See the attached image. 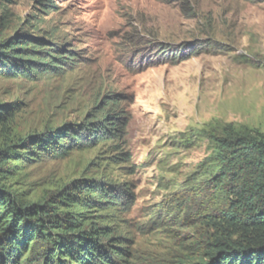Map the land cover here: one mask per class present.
Wrapping results in <instances>:
<instances>
[{"label":"rangeland","instance_id":"374dc122","mask_svg":"<svg viewBox=\"0 0 264 264\" xmlns=\"http://www.w3.org/2000/svg\"><path fill=\"white\" fill-rule=\"evenodd\" d=\"M53 4L56 8L44 14L37 0H0V18L7 16L8 22L5 35L37 22L54 32L76 60L61 75L33 80L0 75V103L23 102L16 125L27 132L47 123H78L100 110L101 97L110 95L118 101L119 135L60 159L24 165L17 186L35 195L105 173L115 193L118 186L127 188L119 194L125 203L119 217L131 246L151 258L183 254L177 246L184 243L178 239L179 224L194 223L195 216L175 204L176 191L207 167L210 153L197 131L232 123L264 133V1ZM195 41L203 47L196 49ZM158 43L190 44L180 54L186 58L171 61L152 50ZM117 153L126 162H119ZM103 155L106 161L97 158ZM195 231L196 225L184 230L187 235Z\"/></svg>","mask_w":264,"mask_h":264},{"label":"trees","instance_id":"16d2710c","mask_svg":"<svg viewBox=\"0 0 264 264\" xmlns=\"http://www.w3.org/2000/svg\"><path fill=\"white\" fill-rule=\"evenodd\" d=\"M37 2L44 14L56 8L53 0ZM194 8L186 7L191 13ZM26 24L5 35L7 16L0 18V75L28 80L61 75L76 61L54 32L37 22ZM188 44L158 43L152 50L165 60H183L180 54ZM101 98L102 108L78 123H47L27 132L16 125L23 102L0 103V264H264V133L257 129L226 123L197 131L210 153L207 167L176 191L175 204L195 216L194 223L179 224L178 239L184 243L177 246L183 254L151 258L131 246L119 217L125 204L119 194L127 188L118 186L115 193L105 173L35 195L19 189L24 165L60 159L118 137V101L106 94ZM117 154L119 162H126ZM97 158L107 160L105 155ZM191 225L199 231L187 235L184 230Z\"/></svg>","mask_w":264,"mask_h":264}]
</instances>
